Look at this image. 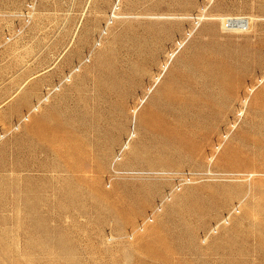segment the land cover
I'll return each mask as SVG.
<instances>
[{
  "label": "rangeland",
  "instance_id": "1",
  "mask_svg": "<svg viewBox=\"0 0 264 264\" xmlns=\"http://www.w3.org/2000/svg\"><path fill=\"white\" fill-rule=\"evenodd\" d=\"M0 264H264V0H0Z\"/></svg>",
  "mask_w": 264,
  "mask_h": 264
},
{
  "label": "bare ground",
  "instance_id": "2",
  "mask_svg": "<svg viewBox=\"0 0 264 264\" xmlns=\"http://www.w3.org/2000/svg\"><path fill=\"white\" fill-rule=\"evenodd\" d=\"M119 1V0H118ZM222 17V16H221ZM230 19H232V18H230ZM235 19L237 20V21H240V22H242V24H244L245 22H248V20L246 19V17H235ZM221 20H222V22H223V24L225 23L226 24V22L229 20V19H226V17H222L221 18ZM242 24H240V25H242ZM236 26V29H243V27H241V26ZM172 55V54H171ZM164 67H166V64L164 65ZM156 79L158 80L159 79V76H157L156 77ZM18 128V127H17ZM127 145V144H126ZM125 145V146H126ZM125 146H124V148H125Z\"/></svg>",
  "mask_w": 264,
  "mask_h": 264
},
{
  "label": "built area",
  "instance_id": "3",
  "mask_svg": "<svg viewBox=\"0 0 264 264\" xmlns=\"http://www.w3.org/2000/svg\"><path fill=\"white\" fill-rule=\"evenodd\" d=\"M240 24H242V22L237 21L236 19H229L226 22V26L230 27V28H234L236 26H239ZM248 25V22H245L244 24L240 25L241 27L245 28Z\"/></svg>",
  "mask_w": 264,
  "mask_h": 264
}]
</instances>
